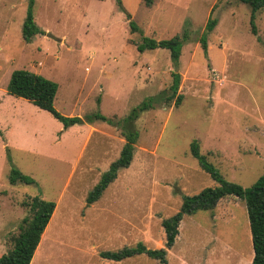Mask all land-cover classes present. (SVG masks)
<instances>
[{"label":"rangeland","instance_id":"1","mask_svg":"<svg viewBox=\"0 0 264 264\" xmlns=\"http://www.w3.org/2000/svg\"><path fill=\"white\" fill-rule=\"evenodd\" d=\"M27 12L28 0H0V256L28 215L24 203L38 196L55 209L30 264H160L144 255L112 262L100 253L137 243L165 248L162 220L179 211L184 196L219 185L191 155L193 141L228 182L249 188L264 174V9L254 35L250 9L237 0H35L43 34L24 42ZM209 16L217 24L205 52L199 39ZM129 21L139 33H130ZM183 32L178 65L167 50L134 45L141 36ZM16 70L55 82L54 109L83 123L64 129L8 95ZM173 73L180 75L178 106L164 100ZM149 97L154 105L134 122L131 164L88 205L87 193L125 142L109 119L122 123ZM94 114L107 121L87 123ZM11 169L35 184L11 185ZM166 250V264H250L244 201L184 216Z\"/></svg>","mask_w":264,"mask_h":264},{"label":"trees","instance_id":"2","mask_svg":"<svg viewBox=\"0 0 264 264\" xmlns=\"http://www.w3.org/2000/svg\"><path fill=\"white\" fill-rule=\"evenodd\" d=\"M246 4L250 9V28L251 32L256 35L255 17L256 13L264 9V0H237ZM35 0H28V12L22 27V39L24 42H30L35 35L43 34L36 26L33 17V6ZM130 16H127L129 19ZM217 24L215 18L209 16L204 31L200 36L199 42L201 48L207 50V35ZM130 33H139L138 27L129 21ZM188 41L186 32L175 34L169 39L155 40L141 36L140 42L135 43L139 52L145 50L164 49L169 51L170 59L174 65H178L182 45ZM172 84L169 87L170 93L165 97L166 103L174 100V105L178 106L181 102L182 95L178 93L180 85V75L172 74ZM58 86L41 75L26 70H16L11 73L6 93L10 96L21 98L39 108L48 112L53 118L60 121L63 128L83 123L79 117H65L54 109L53 102ZM154 105V98L149 97L138 107L133 108L125 120L114 124V120L109 119V124L116 125L122 131L124 144L118 158L113 161L108 169L100 175L97 183L86 195L88 205L96 203L103 195L108 186L114 182L120 169L127 168L133 158L134 146L138 134L134 128V122L140 114ZM107 119L99 114L86 117V122L91 123L93 120ZM134 128V129H133ZM1 133V132H0ZM190 153L197 160L200 168L219 183L216 187H207L202 189L197 195L184 196L182 203L174 215L162 220L161 225L165 234V248L152 250L148 249L143 243H137L132 247H124L116 251H104L100 257L107 261L121 262L136 256L144 255L150 259L159 260L160 264H166V249H170L177 238L178 228L184 216H190L196 212H206L213 210L217 204L231 198L244 201L248 219L253 257L250 264H264V174L249 188H243L241 185L228 182L222 178L220 173L210 164L205 155L199 150L197 141L190 144ZM9 183L15 185L35 184V181L23 175L16 169H11L8 177ZM28 208L26 215L20 222L18 234L13 237L11 248L0 256V264H30L35 254L36 248L40 242L41 235L47 227L55 209V203L46 201L38 196L30 198L24 203Z\"/></svg>","mask_w":264,"mask_h":264},{"label":"crops","instance_id":"3","mask_svg":"<svg viewBox=\"0 0 264 264\" xmlns=\"http://www.w3.org/2000/svg\"><path fill=\"white\" fill-rule=\"evenodd\" d=\"M44 233V232H43ZM43 235V234H42ZM42 237V236H41Z\"/></svg>","mask_w":264,"mask_h":264},{"label":"bare ground","instance_id":"4","mask_svg":"<svg viewBox=\"0 0 264 264\" xmlns=\"http://www.w3.org/2000/svg\"><path fill=\"white\" fill-rule=\"evenodd\" d=\"M42 236V235H41Z\"/></svg>","mask_w":264,"mask_h":264}]
</instances>
